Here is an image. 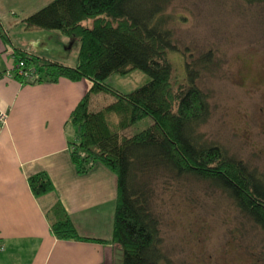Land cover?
I'll list each match as a JSON object with an SVG mask.
<instances>
[{
    "label": "trees",
    "instance_id": "trees-1",
    "mask_svg": "<svg viewBox=\"0 0 264 264\" xmlns=\"http://www.w3.org/2000/svg\"><path fill=\"white\" fill-rule=\"evenodd\" d=\"M170 1L51 0L28 15L23 21L25 29L56 30L79 42L72 66L11 46L14 65L23 60L24 70L31 73L28 78L13 68V77L20 83L56 82L59 78L90 82L70 113L75 139L69 142V155L78 173L100 162L116 177L110 241L121 247L122 264H167L145 179L152 171L208 181L264 231V177L222 147L200 140L197 129L208 115L207 98L197 84L198 70L189 62L184 63L183 80L174 72L169 54L178 48L164 17ZM1 35L9 41L7 34ZM207 56L199 62L205 64ZM133 69L143 71L148 80L131 92H118L106 82L114 73ZM98 93L114 94L115 99L99 110H90L92 97ZM146 117L151 122L144 129L129 136L122 134ZM27 181L34 196L54 188L46 171L31 174ZM49 212L56 216L50 218L56 238L91 239L78 234L59 201Z\"/></svg>",
    "mask_w": 264,
    "mask_h": 264
},
{
    "label": "rangeland",
    "instance_id": "rangeland-1",
    "mask_svg": "<svg viewBox=\"0 0 264 264\" xmlns=\"http://www.w3.org/2000/svg\"><path fill=\"white\" fill-rule=\"evenodd\" d=\"M164 17L178 48L169 54L177 79L183 80L189 62L198 70L197 84L207 98L208 115L197 129L200 140L222 147L264 177V1L171 0ZM10 33L16 41L32 34L25 39L36 54L76 60L79 42L59 31L25 29L19 23ZM36 34L48 36L40 40ZM66 51L68 57L60 54ZM203 55L209 58L205 64L199 62ZM147 80L143 71L133 69L114 73L106 82L128 93ZM114 99L111 93L93 95L90 110ZM150 122L146 117L122 134L132 135ZM146 177L167 264H264V231L221 190L206 180L177 178L164 170Z\"/></svg>",
    "mask_w": 264,
    "mask_h": 264
},
{
    "label": "crops",
    "instance_id": "crops-1",
    "mask_svg": "<svg viewBox=\"0 0 264 264\" xmlns=\"http://www.w3.org/2000/svg\"><path fill=\"white\" fill-rule=\"evenodd\" d=\"M50 1L0 0V114L6 116L0 123V264H122L121 247L110 241L116 177L100 162L78 173L69 155V142L75 139L70 113L90 82L59 78L23 84L7 75L15 63L11 46L75 65L77 55L67 63L60 55L34 53L39 51L25 39L32 34H23L20 41L10 35L19 23L25 28L24 19ZM36 35L40 40L48 36ZM60 54L69 56L68 51ZM41 170L48 173L54 188L34 196L27 179ZM57 201L78 234L91 239L63 240L53 235L50 218L56 216L49 211Z\"/></svg>",
    "mask_w": 264,
    "mask_h": 264
},
{
    "label": "built area",
    "instance_id": "built-area-1",
    "mask_svg": "<svg viewBox=\"0 0 264 264\" xmlns=\"http://www.w3.org/2000/svg\"><path fill=\"white\" fill-rule=\"evenodd\" d=\"M14 68L15 71H17V74L24 75L26 77H31V73L28 71H25V62L23 60H18L17 63L8 71V76H13L12 69ZM31 71L34 70V68H30ZM6 119L5 114H0V123H4Z\"/></svg>",
    "mask_w": 264,
    "mask_h": 264
}]
</instances>
